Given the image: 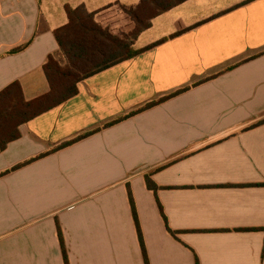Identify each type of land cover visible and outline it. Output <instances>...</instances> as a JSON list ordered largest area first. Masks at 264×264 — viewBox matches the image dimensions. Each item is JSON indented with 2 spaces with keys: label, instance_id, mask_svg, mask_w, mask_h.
<instances>
[{
  "label": "crops",
  "instance_id": "0c3cea01",
  "mask_svg": "<svg viewBox=\"0 0 264 264\" xmlns=\"http://www.w3.org/2000/svg\"><path fill=\"white\" fill-rule=\"evenodd\" d=\"M136 5L0 0V90L49 93L66 8ZM134 49L0 152V264H65L61 239L68 264H145L130 198L148 264H264V0H188Z\"/></svg>",
  "mask_w": 264,
  "mask_h": 264
},
{
  "label": "trees",
  "instance_id": "16d2710c",
  "mask_svg": "<svg viewBox=\"0 0 264 264\" xmlns=\"http://www.w3.org/2000/svg\"><path fill=\"white\" fill-rule=\"evenodd\" d=\"M186 1L188 0H155L159 4L155 5V2H153L150 5L154 15H145L140 11L138 5L131 7L119 6L121 16L125 22L119 25L115 22L113 27L104 26L102 23L96 21V14L87 12L84 7L75 9L66 8L68 23L54 32L59 51L54 55L48 56L43 71L49 84L50 78L55 75L56 66L60 65L63 68L69 63V48L71 55L82 70H78L75 75L67 77L64 87L56 91L50 89L48 94L32 102L24 101L18 83H13L4 89L6 95L11 96L15 103L11 117L6 118L4 128L5 131L10 125H13L12 135L6 137L7 135L4 131L0 134V152L4 150L9 142L18 139V126L73 98L77 94V85L79 83L138 55L141 51L134 49L135 41L143 32L150 28L151 21ZM70 25L81 34V38L76 40L71 46H69L67 40V30ZM182 91L184 89L168 95L167 98L173 97ZM146 181L149 189H155V186L148 178ZM130 204L139 241L142 246L144 263L148 264L131 198ZM61 246L63 259L65 264H68L62 239Z\"/></svg>",
  "mask_w": 264,
  "mask_h": 264
},
{
  "label": "snow or ice",
  "instance_id": "6c2138e0",
  "mask_svg": "<svg viewBox=\"0 0 264 264\" xmlns=\"http://www.w3.org/2000/svg\"><path fill=\"white\" fill-rule=\"evenodd\" d=\"M155 0H136L138 8L145 15H154L151 9V3ZM251 2V0H248ZM243 6V5H239ZM81 38V34L77 32L72 26H69L67 30V40L69 46H71L76 40ZM68 61L69 63L63 68L57 65L55 68V75H53L49 80V87L52 91H56L65 86L66 78L75 75V73L80 69L75 58L71 55L70 48L68 49ZM118 54V53H116ZM15 101L9 95H6L5 90H0V134L3 133L6 123V118H10L12 114V109Z\"/></svg>",
  "mask_w": 264,
  "mask_h": 264
},
{
  "label": "rangeland",
  "instance_id": "374dc122",
  "mask_svg": "<svg viewBox=\"0 0 264 264\" xmlns=\"http://www.w3.org/2000/svg\"><path fill=\"white\" fill-rule=\"evenodd\" d=\"M156 4L158 5L159 2H155V5H156ZM153 8H154V7H153ZM21 113H23V112H21ZM21 113H20V114H21ZM12 130H13V125H10V126L4 131V133H6V135H7V136H6V135H5V136L8 137V135H12V132H11Z\"/></svg>",
  "mask_w": 264,
  "mask_h": 264
}]
</instances>
